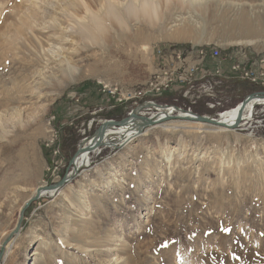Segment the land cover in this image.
<instances>
[{
  "label": "rangeland",
  "instance_id": "1",
  "mask_svg": "<svg viewBox=\"0 0 264 264\" xmlns=\"http://www.w3.org/2000/svg\"><path fill=\"white\" fill-rule=\"evenodd\" d=\"M155 1L162 27L128 22L122 32L110 23L109 38L93 45L91 30L130 0H0V245L34 190L62 178L105 116L127 110L112 112L101 82L143 84L154 48L166 44L264 52V0H200L195 9L189 0ZM28 61L52 84L37 89V74L18 92L16 81L32 75ZM253 87L231 77L227 106L264 90ZM255 110L242 128L176 119L92 151L79 175L30 205L3 264H264V103Z\"/></svg>",
  "mask_w": 264,
  "mask_h": 264
},
{
  "label": "built area",
  "instance_id": "2",
  "mask_svg": "<svg viewBox=\"0 0 264 264\" xmlns=\"http://www.w3.org/2000/svg\"><path fill=\"white\" fill-rule=\"evenodd\" d=\"M154 58V70L143 84L126 86L101 82L102 90L116 102L130 104L128 113L142 102H157L155 96L168 94L174 103H162L165 107H146L140 113L154 116L169 111L175 114L179 112L175 105L181 106L177 104L181 100L190 102L192 105L184 108L192 111L193 106L203 99L205 108L214 110V115L220 116L222 112L233 108L227 106V90L224 92L231 77L246 80L256 87H264V52L253 53L236 48V52L226 55L223 48L213 44H175L155 47ZM207 61L213 63L211 70H206ZM256 113L255 110L246 116L239 128L252 124ZM93 122L94 119L90 120L87 127H84V134L92 129ZM59 152L58 148L55 153Z\"/></svg>",
  "mask_w": 264,
  "mask_h": 264
},
{
  "label": "bare ground",
  "instance_id": "3",
  "mask_svg": "<svg viewBox=\"0 0 264 264\" xmlns=\"http://www.w3.org/2000/svg\"><path fill=\"white\" fill-rule=\"evenodd\" d=\"M200 0H189V4H195L194 6V9L197 7L196 4H200L198 3ZM168 2V1H167ZM190 4V5H191ZM202 4V3H201ZM200 4V5H201ZM193 5H191L193 7ZM67 6V5H65ZM202 6V5H201ZM204 7V6H203ZM202 7V8H203ZM34 9V8H33ZM168 9V8H167ZM164 10V9H163ZM200 10V9H199ZM165 11V10H164ZM190 11L189 13V18H187V20H195L193 19V14H191V10H188V12ZM187 12V13H188ZM163 11H162V8H161V5L160 3H158L157 1L155 0H130V2H128V4L123 8V10H120V12H116V11H113L111 10L110 12H107V15L106 17L101 21L100 24H98L96 27H94L91 32H90V35H89V39H90V42L91 44H95L97 42L100 43V40L102 41V39H108L109 38V27H108V24H115L117 25V28L120 29L122 32H124L125 30H130V27L128 25V22H140V23H146L147 26L150 25L152 27H157V26H161L160 23L162 21V17H163ZM20 14V13H19ZM32 15V13H31ZM166 15V14H164ZM33 16V15H32ZM187 17V16H186ZM186 17L185 20H186ZM35 18V17H34ZM184 18L178 20V21H182L181 24H185L184 22ZM176 19V17H175ZM53 20H55V17H53ZM166 20V18H165ZM104 21V22H103ZM198 21V20H197ZM164 22V20H163ZM184 22V23H183ZM190 22V21H188ZM187 22V23H188ZM193 22V21H192ZM195 22V21H194ZM180 23V22H179ZM146 24H144L146 26ZM192 24V23H191ZM195 25V24H193ZM201 25V24H200ZM146 26V27H147ZM177 26V25H176ZM187 26V25H186ZM189 26V24H188ZM197 26V25H196ZM195 26V27H196ZM32 27V26H31ZM162 27V26H161ZM173 27V26H172ZM172 27H169L168 29L170 30H173L174 28ZM183 27V26H182ZM194 27V26H193ZM148 28V27H147ZM193 30V29H192ZM202 30V29H201ZM167 31V30H166ZM195 31V30H194ZM193 31V32H194ZM171 34V33H169ZM193 41H198V39L195 40V37L192 39ZM44 42V41H43ZM237 42H241V43H248V44H252L254 45L255 47H259V44L256 42V41H253V40H247V41H237ZM233 43V42H232ZM32 44V43H31ZM177 44V43H175ZM34 45V44H33ZM32 45V46H33ZM169 44H166L164 46H167ZM179 45V44H178ZM185 45V44H184ZM42 46V45H41ZM24 47V46H23ZM54 52V51H53ZM48 54V53H47ZM46 54V55H47ZM33 61V60H32ZM33 62L31 61H28L26 64V68H28L30 70V73L32 75H29L28 77H24L23 79L19 80V81H16L17 82V90L18 92L20 93H23L26 91L27 88L31 87L29 86L30 85V78L32 76L36 77L37 74H39L41 76V80L42 82L41 83H37L38 84V87H36L37 89L41 88V86L39 84H52V78L51 76L47 73L48 71H43L42 70H38L37 72L36 71H32V67H34L33 65L31 66ZM208 64L209 61L206 62V66H207V69L206 70H211L212 67H208ZM31 68H29L30 66ZM73 64L69 63L68 67L70 68V70H72L71 68L74 67L72 66ZM67 67V68H68ZM68 68V69H69ZM35 69V68H34ZM68 72V71H67ZM69 73V72H68ZM29 74V73H28ZM23 77V76H22ZM29 82V83H27ZM43 84V85H44ZM40 91V90H39ZM41 93V91H40ZM11 98V97H10ZM14 98V97H13ZM30 98V97H29ZM22 99V98H21ZM20 100V99H19ZM15 101V100H14ZM12 102V101H11ZM17 102V101H16ZM24 102V101H23ZM264 102V97L263 96H256L254 97L249 103L248 105L246 106L244 112H243V120L241 122V124L244 122V119L246 118V116H249L251 115L252 113L255 112V109H256V105L259 104V103H263ZM240 105L241 103H239L238 105H236L235 107H233L232 109H228L224 112H222V114L220 116L218 115H213L214 117L218 118V119H221V121L223 123H226L228 125H232L236 122L237 118H238V115H239V108H240ZM255 108V109H254ZM130 109V108H129ZM21 110V109H20ZM27 110V109H26ZM193 111V110H192ZM183 114V113H182ZM184 115L186 116H189L191 115L190 113H185ZM207 115V114H205ZM162 116H166V114H162ZM107 120H103L102 122H106ZM173 120H169V121H164V122H161V123H158L159 126H165L167 125L168 123H171ZM183 121V120H182ZM184 121H187V122H195V123H198V124H207V125H210L211 127H214V128H217V129H221V130H230V127H226V126H215V125H212V124H208V123H205V122H200V121H197V120H184ZM183 121V122H184ZM138 124H141V123H138ZM161 124V125H160ZM241 124L238 126L240 127ZM155 126V125H154ZM152 126V127H154ZM146 130V129H145ZM144 133V132H143ZM141 133V134H143ZM139 134V135H141ZM138 135V132L135 131V125L134 124H128V123H125V124H122L121 126H118V127H113L111 129L108 130L107 132V135H106V138H105V141H106V144L107 146L109 147H112L113 145H117L119 143H121L122 141L123 142H129L131 139L139 136ZM91 142V139L90 138H87V139H84L83 142H82V146H86L88 145L89 143ZM112 144V145H111ZM106 146V147H107ZM98 150H101V149H96L95 151H98ZM25 151V150H24ZM92 152V151H91ZM91 152H85L83 153V155H81V157L78 159V162L77 164L80 165L81 163L84 164V167H87L89 166L90 164V155H91ZM6 160V159H5ZM6 162V161H5ZM5 165V164H4ZM4 167V166H3ZM2 167V168H3ZM4 174L6 175V170H4ZM37 188L34 190V193L36 192ZM55 192L57 191H51V192H48L47 194H54ZM46 194V193H45ZM16 227V226H15ZM10 245V244H9ZM9 245L7 247V249L9 250ZM7 253V252H6ZM25 264H31V262H25Z\"/></svg>",
  "mask_w": 264,
  "mask_h": 264
},
{
  "label": "water",
  "instance_id": "4",
  "mask_svg": "<svg viewBox=\"0 0 264 264\" xmlns=\"http://www.w3.org/2000/svg\"><path fill=\"white\" fill-rule=\"evenodd\" d=\"M256 96H263L264 97V90L263 91H255L243 98L241 101V105L239 108V115L236 120V122L232 125H228L226 123H223L221 119H218L214 117L213 115H205L201 113H197L194 111H190L184 107L175 105L176 109L179 111L178 113H170L169 111L164 112L166 116H162V114H156L154 116H147L140 113V111L146 107H165L166 105H162L158 102H143L140 105L136 106L131 113L128 115L123 116L120 119H106V122H102L99 127L95 130L94 134H92L90 137H86L91 139V142L86 145H81L78 147V149L75 151V153L71 156L69 163L67 165L66 171L62 178L58 180L57 182H52L50 184H42L37 187V190L34 195H32L23 205L20 211V216L18 223L16 224V227L12 229V231L8 234V236L3 240V242L0 245V264H3L7 247L13 240V238L21 232L23 221L25 218V213L27 209L30 207V205L38 201L41 197L45 195V193L51 192V191H58L61 188H63L66 184H68L70 181H72L77 175L80 174L82 169L84 168V164L81 163L80 165L77 164L78 159L83 155L85 152H91L95 151L96 149H102L107 146L105 138L107 135V132L109 129L113 127L121 126L122 124L128 123V124H134L135 125V131L138 132V135L143 133L144 130L148 127L154 126L158 123L168 121V120H197L200 122H205L208 124H212L215 126H226L227 128L230 127V129L234 130L238 128V126L241 124L243 120V112L248 105V103ZM183 113V114H182ZM185 113H190L191 115L186 116ZM141 123V124H138ZM112 145V144H111ZM114 147H117V145H113Z\"/></svg>",
  "mask_w": 264,
  "mask_h": 264
},
{
  "label": "trees",
  "instance_id": "5",
  "mask_svg": "<svg viewBox=\"0 0 264 264\" xmlns=\"http://www.w3.org/2000/svg\"><path fill=\"white\" fill-rule=\"evenodd\" d=\"M253 88H255L256 89V87L254 86ZM258 89H262V88H259V87H257ZM253 91V90H252ZM251 92V91H250ZM246 95H247V93H246ZM246 95H244V96H246ZM154 99L156 100V101H158L159 103H163V104H171V103H174L173 101H172V96H170V95H168V94H163V95H159V96H155L154 97ZM177 104H181V103H177ZM206 108L204 107V108H202L200 105L198 106H196L195 107V111L196 112H199V113H208L206 110H205ZM128 111H129V109H127L126 111H124L123 113H118V114H113V115H108V116H105L104 118H115V116H117L118 118H121V117H123V116H125V115H127V113H128ZM116 117V118H117ZM92 132V131H91ZM91 132H90V134H91ZM77 150V148H75V150L73 151V153L75 152Z\"/></svg>",
  "mask_w": 264,
  "mask_h": 264
},
{
  "label": "crops",
  "instance_id": "6",
  "mask_svg": "<svg viewBox=\"0 0 264 264\" xmlns=\"http://www.w3.org/2000/svg\"><path fill=\"white\" fill-rule=\"evenodd\" d=\"M209 63H211L210 61H209ZM104 92V91H103ZM105 93V92H104ZM108 96V95H107ZM116 102V101H115ZM118 107H123V108H125V109H128V105H126V104H121V103H118V102H116L113 106H112V109H114L112 112H114V111H116L117 109H119ZM112 114H114V113H112ZM82 117V114H80V115H78L77 116V121H79V119ZM76 119V118H75ZM72 125H74V122L72 123V124H69L68 126H66L65 128H66V130H69V129H74V126H72ZM69 128V129H68ZM56 145H57V147L58 146H60L61 148H62V143L60 144V140L58 139L57 140V142H56ZM61 153V152H60Z\"/></svg>",
  "mask_w": 264,
  "mask_h": 264
}]
</instances>
